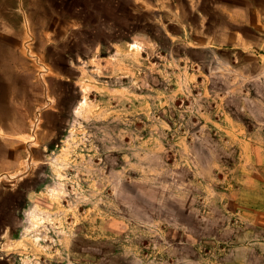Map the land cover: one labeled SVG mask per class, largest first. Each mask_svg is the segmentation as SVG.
<instances>
[{
  "label": "rangeland",
  "instance_id": "obj_1",
  "mask_svg": "<svg viewBox=\"0 0 264 264\" xmlns=\"http://www.w3.org/2000/svg\"><path fill=\"white\" fill-rule=\"evenodd\" d=\"M241 1L0 0V264H264Z\"/></svg>",
  "mask_w": 264,
  "mask_h": 264
},
{
  "label": "crops",
  "instance_id": "obj_2",
  "mask_svg": "<svg viewBox=\"0 0 264 264\" xmlns=\"http://www.w3.org/2000/svg\"><path fill=\"white\" fill-rule=\"evenodd\" d=\"M251 7L252 9L253 8L255 9L254 4H252ZM247 8H248L247 2L242 0L240 3V7H238V25L242 27V26H248L249 24L254 29L256 26V19L255 18L253 19L252 16L248 17L247 15H245Z\"/></svg>",
  "mask_w": 264,
  "mask_h": 264
},
{
  "label": "trees",
  "instance_id": "obj_3",
  "mask_svg": "<svg viewBox=\"0 0 264 264\" xmlns=\"http://www.w3.org/2000/svg\"><path fill=\"white\" fill-rule=\"evenodd\" d=\"M87 29H83L84 32H86Z\"/></svg>",
  "mask_w": 264,
  "mask_h": 264
}]
</instances>
